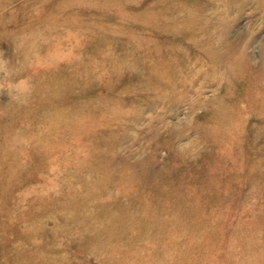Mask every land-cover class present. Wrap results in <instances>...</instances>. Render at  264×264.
<instances>
[{"label":"rangeland","instance_id":"rangeland-1","mask_svg":"<svg viewBox=\"0 0 264 264\" xmlns=\"http://www.w3.org/2000/svg\"><path fill=\"white\" fill-rule=\"evenodd\" d=\"M0 264H264V0H0Z\"/></svg>","mask_w":264,"mask_h":264}]
</instances>
